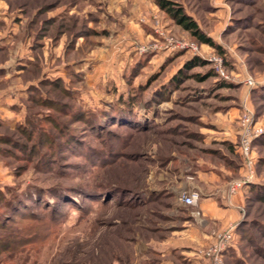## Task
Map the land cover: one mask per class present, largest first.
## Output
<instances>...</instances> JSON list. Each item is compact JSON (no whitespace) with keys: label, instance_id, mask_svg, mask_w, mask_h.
Masks as SVG:
<instances>
[{"label":"rangeland","instance_id":"374dc122","mask_svg":"<svg viewBox=\"0 0 264 264\" xmlns=\"http://www.w3.org/2000/svg\"><path fill=\"white\" fill-rule=\"evenodd\" d=\"M160 1L182 8L215 46ZM171 41L222 57L230 82ZM1 42L0 91L21 96L15 118L0 121V264H191L170 243L188 218L182 196L200 193L176 198L171 184L221 170L242 221L222 262L264 264V133L250 155L256 182L231 192L246 174L244 122L264 128V85L244 83L264 78V0H0ZM192 58L206 64L187 69ZM41 79L39 90L20 91ZM119 109L125 117L102 128L84 120ZM28 115L36 122L21 130ZM17 193L25 207L12 210L6 200ZM231 226L192 257L211 264L203 253Z\"/></svg>","mask_w":264,"mask_h":264},{"label":"crops","instance_id":"0c3cea01","mask_svg":"<svg viewBox=\"0 0 264 264\" xmlns=\"http://www.w3.org/2000/svg\"><path fill=\"white\" fill-rule=\"evenodd\" d=\"M8 35L2 39L4 43H7ZM0 46H4V44L1 42ZM19 60L27 62L25 57H20ZM11 64L17 67L19 71L23 68L22 66H26L16 64V62ZM6 68L7 65L0 64V75L4 76ZM31 85L32 83H29L26 87H22L20 91L24 92ZM10 90L11 88L0 91V121L6 124L9 120L15 118L14 111L18 107L17 100L21 96V94H17L18 92L12 93ZM230 142L234 145L237 144L233 137ZM208 172L199 173L198 182L187 180L179 185L171 184V195L176 198L184 191H198L200 193L197 206L183 205L182 209L188 213V218L180 230L182 233L179 232L180 235L171 237L170 243L171 255L175 250H181L191 257V264H199V259L192 257V255H197L200 248L213 243L215 232L226 229L230 225H237L241 221L238 205L230 203L228 199L227 182H225L227 172L221 170L220 175L213 171ZM166 264H171V262Z\"/></svg>","mask_w":264,"mask_h":264},{"label":"built area","instance_id":"2783aa9c","mask_svg":"<svg viewBox=\"0 0 264 264\" xmlns=\"http://www.w3.org/2000/svg\"><path fill=\"white\" fill-rule=\"evenodd\" d=\"M169 46L171 51L176 50H185V49H193L194 54H198L201 59L207 60L209 62L215 63L216 66V75L222 80L226 82H230L229 77L225 74L222 66H223V58L219 57H210L206 58L201 54L197 53V49L193 46H189L186 43H181L178 41H171L169 42ZM157 45H153L152 50H155ZM148 51L149 49L144 48L143 51ZM245 85H247L250 89H257L259 86L264 85V78L260 81H255L251 77H247L244 81ZM244 126L242 129V135L240 143H238L239 153L243 158L244 161V169L246 171L245 178L243 180H238L231 185V192L232 194H236L239 191L246 188L248 185L254 184L256 182V175L253 169L254 159L251 158V149L254 145V141L263 135L264 128L259 130L252 131V121L249 119L248 121L244 122ZM199 200L198 193H192L190 195L182 196V201L185 202L189 206H196ZM236 227L233 225L231 226L226 232H223L217 236L216 243L206 252L203 253V257L212 259L211 264H223L222 259L225 253L228 251L230 247L234 244V234H235Z\"/></svg>","mask_w":264,"mask_h":264},{"label":"trees","instance_id":"16d2710c","mask_svg":"<svg viewBox=\"0 0 264 264\" xmlns=\"http://www.w3.org/2000/svg\"><path fill=\"white\" fill-rule=\"evenodd\" d=\"M159 5L160 7L162 8H165L164 10L169 12L170 16H172L173 18H176V21L181 25L183 26L185 29H187L198 41L199 43H205V44H208V45H212V46H215L214 42L208 38L202 30H200L199 26L197 25V23L191 18L189 17L188 15H186L183 11L182 8H179V9H172L171 8V4L170 3H166V2H163V1H160L159 2ZM33 48H35L33 46ZM220 54L225 56L226 58V54H225V51H223L220 47H217ZM229 63V62H227ZM206 64L205 61H202L201 59L199 58H192L190 61L187 62V66L186 68L187 69H191V68H195V67H199V66H204ZM32 65V63L30 64ZM209 76L213 77V76H217L215 72H212L209 74ZM49 80H46V79H41L38 81V83H32V85L28 88V91L29 92H34L35 90H39V85L42 86V85H45L46 83H48ZM55 83V82H54ZM262 89H264V87H262ZM42 101V104L44 105H47V103H50L51 100L48 99L47 97L46 98H43ZM117 115H114L113 113H107L105 114L104 118H100V117H94L91 116V117H85L84 114L82 113L80 116L83 117L84 116V120L87 121V123H92L93 124V127L95 126H98V128H102L104 126L103 123H105L107 121V119L111 118V119H114V118H123L125 117V114L126 112L125 111H122L121 109H119V112L116 113ZM29 116V119L25 122L26 124L25 125H21L20 126V129L21 130H24V128L26 126H31L33 125V122H34V119L32 118L31 115H28ZM36 116V115H35ZM36 117H40L39 116H36ZM98 118V122H95V120ZM36 122V121H35ZM34 122V124H35ZM97 124V125H96ZM72 137H68V143L69 145H73L75 144V135H70ZM264 139V137H262ZM73 142V143H72ZM251 190L255 192L256 189H254V187H251ZM261 191H256V194L260 193ZM0 194H2L0 192ZM8 206L13 210L15 208H20L23 207L22 205H24L25 207V204H23V198H21V195H19L18 193L17 194H12L11 197H7V200H6ZM2 217H0V220H2ZM242 224V221H240L238 224H237V230H240V226ZM3 241H6V240H3ZM4 245L7 246L8 243L7 242H4ZM234 247V244L232 247H230L228 249V251L225 253V257H227L228 255H230L232 253V248Z\"/></svg>","mask_w":264,"mask_h":264}]
</instances>
